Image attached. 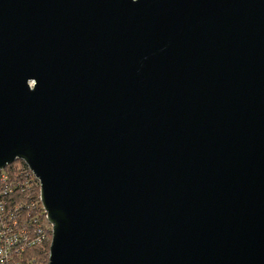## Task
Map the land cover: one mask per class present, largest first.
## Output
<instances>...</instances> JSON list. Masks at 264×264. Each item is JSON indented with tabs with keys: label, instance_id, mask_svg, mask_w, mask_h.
<instances>
[{
	"label": "water",
	"instance_id": "water-1",
	"mask_svg": "<svg viewBox=\"0 0 264 264\" xmlns=\"http://www.w3.org/2000/svg\"><path fill=\"white\" fill-rule=\"evenodd\" d=\"M17 159L47 264H264V0H0Z\"/></svg>",
	"mask_w": 264,
	"mask_h": 264
},
{
	"label": "built area",
	"instance_id": "built-area-1",
	"mask_svg": "<svg viewBox=\"0 0 264 264\" xmlns=\"http://www.w3.org/2000/svg\"><path fill=\"white\" fill-rule=\"evenodd\" d=\"M6 167L0 169V264H40L53 235L40 180L22 160Z\"/></svg>",
	"mask_w": 264,
	"mask_h": 264
},
{
	"label": "rangeland",
	"instance_id": "rangeland-1",
	"mask_svg": "<svg viewBox=\"0 0 264 264\" xmlns=\"http://www.w3.org/2000/svg\"><path fill=\"white\" fill-rule=\"evenodd\" d=\"M49 253H50V250L47 251V253L44 252V253L40 254V264H45V262H46V256L45 255L49 256ZM48 260H49V257H48Z\"/></svg>",
	"mask_w": 264,
	"mask_h": 264
},
{
	"label": "trees",
	"instance_id": "trees-1",
	"mask_svg": "<svg viewBox=\"0 0 264 264\" xmlns=\"http://www.w3.org/2000/svg\"><path fill=\"white\" fill-rule=\"evenodd\" d=\"M19 162H21V160L20 159H17L14 163H12V164H10V165H8L7 167H6V169H11V168H13L17 163H19ZM23 163V162H22ZM49 249H50V246H49ZM46 256V262H45V264L46 263H48V255H45Z\"/></svg>",
	"mask_w": 264,
	"mask_h": 264
}]
</instances>
